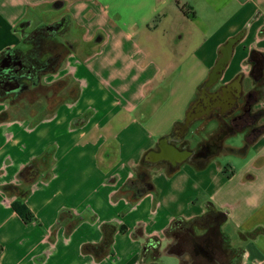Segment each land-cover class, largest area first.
<instances>
[{
	"label": "crops",
	"instance_id": "0c3cea01",
	"mask_svg": "<svg viewBox=\"0 0 264 264\" xmlns=\"http://www.w3.org/2000/svg\"><path fill=\"white\" fill-rule=\"evenodd\" d=\"M52 24L64 50L40 77L44 112L0 98V264H179L167 228L210 210L224 214L241 264H264V231L253 234L264 228V115L263 130L229 131L211 148L222 105L189 118L264 56V0H0V53L29 50L24 35ZM162 145L170 153L156 155Z\"/></svg>",
	"mask_w": 264,
	"mask_h": 264
},
{
	"label": "flooded vegetation",
	"instance_id": "af4514ba",
	"mask_svg": "<svg viewBox=\"0 0 264 264\" xmlns=\"http://www.w3.org/2000/svg\"><path fill=\"white\" fill-rule=\"evenodd\" d=\"M30 49L23 51L12 47L0 53V98L13 101L21 93L40 90V77L53 64L50 59L52 47L48 44V54ZM263 68L264 56H261L253 62L249 74L237 75L214 92L204 93L195 102L189 118L198 108L211 109L215 104L222 105V112L219 113L223 120L222 129L207 144V148H211L229 131L248 127L263 130V125H254L264 115L261 103L264 96ZM244 78L251 79L252 83L244 86L241 83ZM169 153V148L162 145L156 155ZM223 219V213L210 210L191 220H175L168 228L170 241L166 250L177 255L179 264H241L243 249L231 244L229 234L222 229ZM153 255H161L158 248Z\"/></svg>",
	"mask_w": 264,
	"mask_h": 264
},
{
	"label": "trees",
	"instance_id": "16d2710c",
	"mask_svg": "<svg viewBox=\"0 0 264 264\" xmlns=\"http://www.w3.org/2000/svg\"><path fill=\"white\" fill-rule=\"evenodd\" d=\"M28 21L27 20H23L19 23H17L14 27L15 31H20L23 26L27 25ZM56 32V27L54 26V24L52 25H47V26H39L37 28H35L33 30V33H27L24 35L25 40L27 41V43L31 44V51L34 52H42V53H48L47 49H48V44H49V38H51L54 33ZM32 33V35H31ZM50 59L53 60V64L51 65V68H55L57 67L58 63H59V59L61 56V51L55 49L54 48L52 50H50ZM56 52V53H55ZM36 167L33 163L28 164L27 166H25L19 173V176L21 179H24L25 181L32 179L35 174H36ZM147 187H151V183H147ZM14 188H17V186H14L12 184H8L4 187V189L6 190H13ZM12 208L25 220H30L33 216L32 212L29 210V208L27 207V205L24 203L23 200L21 199H15L12 201ZM264 228H256L253 231V234L256 232H263ZM166 232H168V228L166 230ZM154 241H156V243H158L159 240L157 239H153ZM153 240H148L146 245L148 246L151 242H153ZM154 243V245L156 244ZM151 245V244H150ZM157 248V245L154 246V248ZM155 248V249H156ZM2 251V247L0 245V254Z\"/></svg>",
	"mask_w": 264,
	"mask_h": 264
},
{
	"label": "rangeland",
	"instance_id": "374dc122",
	"mask_svg": "<svg viewBox=\"0 0 264 264\" xmlns=\"http://www.w3.org/2000/svg\"><path fill=\"white\" fill-rule=\"evenodd\" d=\"M33 33V31H31ZM31 33V35H32ZM49 44L50 46L55 49H57L58 51L59 50H64L61 45L62 44H59L57 39L55 38H49ZM45 54H48V53H45ZM47 94V92L45 93L44 91L41 90H37V91H34L32 93H21L19 96H17L14 100H13V103L14 102H19L20 104H18L17 106V112L18 113H24V114H32L33 112L35 114H38V115H41L45 109V98H44V95ZM56 96V99L59 97L57 96V94L55 93ZM12 102V101H11ZM236 241L238 242V238H236ZM241 245H247V247L249 248L250 246H252V242L251 240H242V242H240ZM160 260H162V263L163 264H177V261L172 257L170 256L169 254L168 255H163Z\"/></svg>",
	"mask_w": 264,
	"mask_h": 264
},
{
	"label": "water",
	"instance_id": "95a60500",
	"mask_svg": "<svg viewBox=\"0 0 264 264\" xmlns=\"http://www.w3.org/2000/svg\"><path fill=\"white\" fill-rule=\"evenodd\" d=\"M223 62L224 61H220V60L217 62L216 66L213 68L214 69L213 70L214 73L210 75L209 80L203 85L204 88H207L208 86H210L215 81V79L217 78L216 71L222 69ZM188 123H189V121H187V124ZM175 152H177L178 154H181V157H184V155L186 154L187 151H183V150L179 151V150H177Z\"/></svg>",
	"mask_w": 264,
	"mask_h": 264
}]
</instances>
